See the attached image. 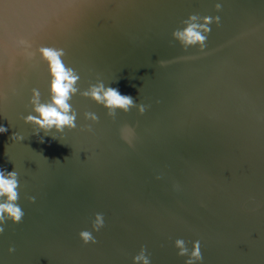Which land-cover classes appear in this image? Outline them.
<instances>
[{"label":"water","instance_id":"95a60500","mask_svg":"<svg viewBox=\"0 0 264 264\" xmlns=\"http://www.w3.org/2000/svg\"><path fill=\"white\" fill-rule=\"evenodd\" d=\"M192 14L220 17L203 51L172 39ZM41 46L65 50L81 91L101 80L146 111L112 119L76 95V129L33 134L31 90L47 100L49 77L27 53ZM0 126L25 213L0 264H132L142 246L150 264H185L177 239L200 242L199 264H264V0H0Z\"/></svg>","mask_w":264,"mask_h":264},{"label":"clouds","instance_id":"9594fccd","mask_svg":"<svg viewBox=\"0 0 264 264\" xmlns=\"http://www.w3.org/2000/svg\"><path fill=\"white\" fill-rule=\"evenodd\" d=\"M222 8L221 3L214 5V10L219 12ZM219 16H204L192 14L187 19L181 21V26L172 32V39L176 41L182 49L187 50L190 47H198L203 51L206 47V40L211 31L212 24H219ZM31 48V45L28 46ZM30 59L37 55L40 61L47 65L48 98L42 100L41 92L38 88L31 90L28 101L31 106V113L24 117V123L31 125L36 130L33 134L44 132L48 135L50 132L64 133L72 131L77 127L78 113L73 107L71 101L76 95L88 99L106 110L109 118L115 119L117 112L128 113L136 108L138 114L143 115L146 106L137 104L135 99L129 95H122L118 89L106 86L103 81L98 80L90 84L86 90L79 88L80 75L76 69L65 63L66 52L63 48L54 46H41L35 51L27 53ZM85 121L95 124L99 121V116L92 111L85 112L83 115ZM91 124L85 127V130H91ZM5 127L0 126V133L6 132ZM122 138L130 143V137L133 131L127 125L121 129ZM21 142L26 137L14 133L11 137ZM55 138V137H53ZM42 142V141H41ZM46 160V158H44ZM67 159V158H65ZM20 199V181L19 174L14 169L11 172L0 170V234L5 231V225L11 222L13 225L22 222L24 210L18 203ZM35 197H29V203H33ZM104 226V216L97 213L92 221V230H83L79 233V239L83 244H95L97 241L93 232H98ZM174 247L178 250L179 257H187L185 264H199L202 260L200 242L192 243L189 251L187 242L183 239H177ZM14 247H9L8 252H14ZM132 264H150V254H146V248L141 247L139 252L133 257Z\"/></svg>","mask_w":264,"mask_h":264}]
</instances>
